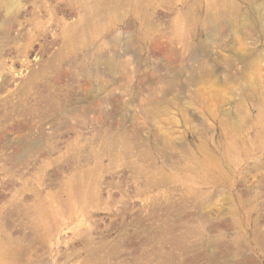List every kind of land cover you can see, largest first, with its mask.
Here are the masks:
<instances>
[{"label":"rangeland","instance_id":"rangeland-1","mask_svg":"<svg viewBox=\"0 0 264 264\" xmlns=\"http://www.w3.org/2000/svg\"><path fill=\"white\" fill-rule=\"evenodd\" d=\"M0 264H264V0H0Z\"/></svg>","mask_w":264,"mask_h":264}]
</instances>
